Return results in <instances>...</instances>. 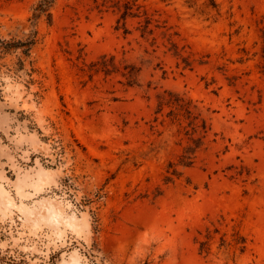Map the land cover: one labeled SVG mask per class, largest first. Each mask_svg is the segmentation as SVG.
Wrapping results in <instances>:
<instances>
[{"label": "rangeland", "instance_id": "rangeland-1", "mask_svg": "<svg viewBox=\"0 0 264 264\" xmlns=\"http://www.w3.org/2000/svg\"><path fill=\"white\" fill-rule=\"evenodd\" d=\"M36 1L0 0V37L22 38ZM118 2L142 14L127 34ZM52 13L33 82L0 60V264H264V0ZM103 57L117 70H91ZM177 97L203 139L168 116Z\"/></svg>", "mask_w": 264, "mask_h": 264}, {"label": "trees", "instance_id": "trees-1", "mask_svg": "<svg viewBox=\"0 0 264 264\" xmlns=\"http://www.w3.org/2000/svg\"><path fill=\"white\" fill-rule=\"evenodd\" d=\"M57 0H37L31 8V16L28 18V26L26 31H24L23 37L18 38L16 35H10L9 39L0 37V60L4 59L6 56L11 55L16 58V60L8 65H3L7 67V70L13 74L18 75L19 72L24 71L29 77L30 82H33V74L36 72L34 68V61L32 60L33 50L41 43L42 35L40 33V23L46 22L48 25L52 24L53 13L52 8ZM116 9L120 12L121 16L118 20L117 30H123V33L127 34L128 29L126 28V20L128 17L139 18L142 16L140 12V7L136 6L135 3H124L122 5L117 3ZM144 15V14H143ZM144 25H142V36L150 35L153 33L152 29H149L151 25V20L145 18ZM29 62L31 68L26 70V63ZM95 68V71H103L105 74L117 70L116 65L111 58L110 62L106 61V57H103L100 61L93 63L91 65V70ZM124 76L128 80L129 85L135 84L136 73L132 70H128L124 73ZM164 97H160L159 106L164 105ZM165 104H170L176 107V109L171 110L168 116H171L173 121H180L183 117L189 120V124L192 126L195 133L202 134L198 139H203L208 131L206 121L199 118V114L195 113V107L192 102L184 98H175L173 100L167 101ZM161 110V108L159 109ZM198 147V146H196ZM186 155H183L184 165L191 166L194 162L193 149L186 151ZM176 172V171H174Z\"/></svg>", "mask_w": 264, "mask_h": 264}]
</instances>
